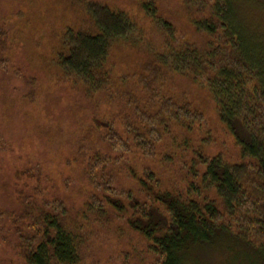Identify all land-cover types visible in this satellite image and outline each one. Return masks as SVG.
I'll list each match as a JSON object with an SVG mask.
<instances>
[{"label": "trees", "instance_id": "1", "mask_svg": "<svg viewBox=\"0 0 264 264\" xmlns=\"http://www.w3.org/2000/svg\"><path fill=\"white\" fill-rule=\"evenodd\" d=\"M81 5L90 27H66L55 62L90 92L109 96L125 82L112 78L110 49L119 42L138 44L131 38L136 24L123 9L95 0ZM141 8L163 33L162 45L148 51V66L159 74L170 68L207 88L238 147V159L206 153L209 130L202 112L172 95H160L152 116L146 111L153 106L144 104L137 115L133 103L123 110L118 129L93 115L90 132L106 140L114 155L93 147L86 158L80 151V171L93 190L85 207L72 210L61 197L46 198L44 167L16 169L18 178L33 182L27 181L30 189L14 183L17 207L0 208V239L26 264H83L90 251L88 221L96 218L117 225L119 235L129 230L143 238L157 264H198L200 252L221 238L253 253L239 264H264V32L251 31L252 24L243 20L248 11L264 14V0H208L204 13L192 16L187 39L177 36L153 0ZM83 133L81 126L76 138ZM142 155L163 164L167 178L147 162L134 161L142 162ZM37 195L43 199L36 202Z\"/></svg>", "mask_w": 264, "mask_h": 264}, {"label": "rangeland", "instance_id": "2", "mask_svg": "<svg viewBox=\"0 0 264 264\" xmlns=\"http://www.w3.org/2000/svg\"><path fill=\"white\" fill-rule=\"evenodd\" d=\"M82 1L0 0L2 209L13 210L17 207L12 194L14 183H27L28 189L32 185L28 182L33 180L18 178L16 169L37 165L44 167L41 179L46 198H50L51 194L61 197L72 210L85 207V201L93 190L89 187L91 184L87 182V176L80 171L82 164L79 163L84 162L82 152L86 153L87 158L90 148L96 147L102 154L114 155L106 140L90 132L92 116L109 120L112 127L118 129L120 117L126 112L124 109H129L134 103L133 107H136L139 115L145 104L153 106L151 113L148 107L146 111L152 116L154 111H158L162 94L172 95L176 101L196 106L202 112L209 130V139L204 147L206 153H222L226 159H238V147L219 121L215 102L207 88L169 67L159 74L148 66V51L161 46L163 42V33L141 8V3L149 0H95L125 10L136 24L131 38L139 40L136 45L119 42L111 47L107 60L110 73L114 80L125 82L113 89L109 96L105 92H90L81 79L61 70L55 62L61 32L66 27H90ZM153 1L162 16L171 21L177 36L184 39L192 34V16L203 14L208 5V0ZM244 15L243 20L252 24L251 31L262 29L261 32H264V14L248 11ZM238 20L242 21L241 16ZM200 38L197 35L193 39L200 44ZM81 126L89 134L83 133V138H76L75 131ZM79 138L82 140L77 141ZM193 140L197 141V137ZM141 157L142 162L138 159L134 161L140 164L147 162L161 172L162 179L167 178L168 172L163 164H158L156 160L148 162V156ZM33 198L36 202L43 199L41 195ZM4 222V226L9 223L7 216ZM88 223L90 251L86 253L83 264H157L156 257L152 260V254L144 247V239L136 233L127 230L128 234L124 231L119 235L117 225L104 224L96 218ZM7 231L5 227L4 232ZM233 241L219 239L200 252L202 259L197 263L239 264L241 259L247 258L249 261L253 258V253ZM7 257L11 258L10 264H26L0 239V262Z\"/></svg>", "mask_w": 264, "mask_h": 264}, {"label": "bare ground", "instance_id": "3", "mask_svg": "<svg viewBox=\"0 0 264 264\" xmlns=\"http://www.w3.org/2000/svg\"><path fill=\"white\" fill-rule=\"evenodd\" d=\"M139 233V232H138Z\"/></svg>", "mask_w": 264, "mask_h": 264}]
</instances>
